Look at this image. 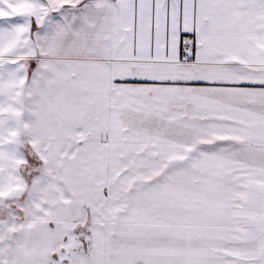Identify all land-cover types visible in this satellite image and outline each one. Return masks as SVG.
<instances>
[{
  "label": "snow or ice",
  "instance_id": "snow-or-ice-1",
  "mask_svg": "<svg viewBox=\"0 0 264 264\" xmlns=\"http://www.w3.org/2000/svg\"><path fill=\"white\" fill-rule=\"evenodd\" d=\"M0 264H264V0H0Z\"/></svg>",
  "mask_w": 264,
  "mask_h": 264
}]
</instances>
